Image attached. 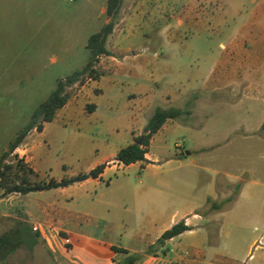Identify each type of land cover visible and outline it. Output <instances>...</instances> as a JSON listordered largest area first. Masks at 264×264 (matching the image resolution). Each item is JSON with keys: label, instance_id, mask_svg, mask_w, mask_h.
Returning a JSON list of instances; mask_svg holds the SVG:
<instances>
[{"label": "rangeland", "instance_id": "rangeland-1", "mask_svg": "<svg viewBox=\"0 0 264 264\" xmlns=\"http://www.w3.org/2000/svg\"><path fill=\"white\" fill-rule=\"evenodd\" d=\"M136 1L123 0L107 42L109 49L117 46L123 19ZM205 1L208 0H175L177 7L188 2L200 6ZM211 1L232 4L231 19L226 24H212L209 31H203L197 26L180 28L176 20H170L168 28L173 29V38L169 41L166 36L170 31L164 22L170 18L159 8L161 25L149 33L150 38L137 42L134 51H115L99 59L96 69L102 77L97 87L90 89L91 95H97L93 100L97 110L93 114L65 116L66 109L58 111L55 119L45 124L42 136L31 130L21 143L30 148L34 136L37 139L28 163L13 153L4 163L21 162L27 168L33 165L36 173L29 176L31 182L59 181L89 172L103 158L132 144L147 121L146 116L138 118L126 109L125 93L131 81L127 72L139 65L156 80V91L184 95L180 101L187 103L192 116L181 115L176 122L187 123L188 128L199 132V139L194 140L189 132L160 133L149 149L151 159L158 160L143 167L135 163L111 168L100 181L26 195L6 193L0 188V236L9 235L16 222L29 225L31 221H56L93 238L134 246L143 226L142 208L146 203L163 208V225L172 217L178 218L185 209H200L207 196L214 193L220 211L237 201V209L264 210V0ZM165 2L158 0V5ZM42 3L44 19L39 28L45 41L39 58L32 57V47L27 48L22 39L26 28L32 33L33 25L0 20V157L57 81L83 68L89 55L87 39L105 21L106 16L100 15L99 0H30L31 11L33 5L41 7ZM178 10L171 11V16ZM180 18L179 15L177 20ZM235 31L243 38L239 44L244 53L239 51L230 57L229 40ZM215 60L224 65L232 60L233 64L217 69L220 82L213 89V83L207 81ZM11 70L13 87L5 91L2 85ZM83 84L68 89L70 99L77 96ZM180 101L173 107L181 106ZM194 147L199 149L193 151ZM112 165H116L114 158L109 160ZM236 184L241 186L237 195L233 190ZM226 198L231 200L224 201ZM206 209L204 206L200 212ZM218 223L216 217L208 222L214 229ZM261 226L251 224L252 239L261 237ZM43 245L38 240L29 249L23 243L0 264H54L52 255H45Z\"/></svg>", "mask_w": 264, "mask_h": 264}, {"label": "crops", "instance_id": "crops-1", "mask_svg": "<svg viewBox=\"0 0 264 264\" xmlns=\"http://www.w3.org/2000/svg\"><path fill=\"white\" fill-rule=\"evenodd\" d=\"M74 2L75 1H72V3ZM99 2L100 15L105 17L106 0H99ZM86 3H88V1ZM89 3L91 4V2ZM232 7L231 3H215L211 0L205 1L203 4L200 3V6L199 3L191 4L188 2L180 7H177L175 0H166V2L160 6L158 5V0H138L133 6V10L123 19L124 25L121 35L118 37L117 46L111 49L107 46V50L111 54L115 51L119 53L134 51L137 42L145 38H150L149 33L161 25V23L158 22V20L161 19L159 8L164 11L165 15L169 16L167 17L168 19L170 18L169 21L166 20L167 22H164L167 24L166 29H169V31L171 29L170 27L168 28V22H170V20L171 23L176 20V25L180 28L186 25L197 26L202 27L203 31H209V29L212 28V24H226L229 19H231L229 16ZM32 8L33 11H31L30 0H0V20H5L7 23L10 21H17L26 26L33 25L32 33L29 34L26 28L27 33H22V39L27 42V48L30 46L32 47V57L35 58V56H37L36 58H39L40 50L43 51L45 41V36L44 34H40L39 28L40 22L44 19V3H42L41 7L37 4L33 5ZM174 9L179 10L171 16L170 13ZM179 15L181 20H177ZM107 21L108 19L105 17L103 25L107 23ZM262 30V41L264 43V1ZM172 33L173 29L167 33L166 39L169 41L173 38ZM6 38H8V36H6ZM242 39V36H240L237 31L232 34L229 40L228 51L230 57L237 56L238 52L241 50L239 42ZM219 46L223 47L222 44H219ZM240 53L244 52L240 51ZM154 57L157 58V55L154 54ZM220 64L218 60H215L210 69L212 74L211 77L208 78L207 83H213V89L217 88L214 87V84L220 82V74L217 72V69L224 66L229 68L232 66L233 61L230 60V62H226L225 65ZM229 64L230 66L228 67ZM236 64L235 62L234 65ZM118 71L116 73H118ZM5 73H8V70H6ZM10 73L11 75L9 77L7 76L4 78L5 81L2 85L5 91L8 89L11 90L13 87V70H11ZM228 73H232V71H228ZM100 78L92 81H90V79L87 80L80 87L77 96L70 99L59 111L66 109V112L63 114L64 116L76 114L84 115V112H86V114H93L97 110V105L93 103L97 95H91L90 89L97 87ZM127 78L131 81L125 93L127 98L126 109L130 110L131 114L133 113V115L138 118L146 116L148 120L156 108H171L180 101L182 96H184L183 94L171 93L165 90L161 93L156 91V80L151 74H148L141 65H139L138 68L129 70L127 72ZM114 87L116 88V86ZM249 88L250 86H247L246 90ZM180 103L181 106L176 108L184 112L188 111L186 108L187 103L184 100L180 101ZM88 105L94 106L90 112L86 110V106ZM79 109H82V111H79ZM182 115L192 116V113H183ZM176 121L177 119L167 120L161 129L153 135L150 140L148 153L145 155L146 162L144 164H152L153 161L158 160L157 158L151 159L149 149L154 137L160 133L167 135L176 130L189 132L194 140L199 139V132L188 128L190 126L187 123H180L179 125ZM44 131L45 125L42 132H37L36 135L40 137L44 134ZM36 140L34 136L29 148L30 153H33L37 147ZM176 147L180 148L179 145H176ZM198 149V147H194L193 151ZM117 153L110 157H105L100 161V165H107L100 178L87 179L77 184L100 181L107 170L122 166V164L117 162L116 165L109 166V160L115 159ZM186 154L189 155L190 153ZM30 159H32V157H30ZM30 169L36 173L33 165L30 166ZM228 183L232 185V182ZM207 198H211L215 201L217 199V194L208 195ZM237 202L233 207L221 211L210 212L205 216H201L199 213L196 214L205 204L200 209H185L178 218L172 217L166 225H163L162 222L163 208L156 209L146 203L142 208L143 226L138 231V238L134 246H118L108 239L93 238L85 233L74 231L65 227L64 224L54 221L53 224L57 230L60 231V234L71 238L72 247L53 253L44 244L43 251L45 255L50 258L52 255L54 264H115L121 259V254L113 251V247L141 255V260L136 264H264V210L251 208L237 209ZM27 215L31 217L28 213ZM43 215L44 211L42 212V216ZM212 217L219 219V223L215 229L208 224ZM181 220H184L185 225L190 229L165 241L163 245L157 246L156 241L161 235ZM253 222L262 224L261 228L263 234L257 241L256 239H252L250 235L251 224ZM211 233H215L213 244L209 242ZM149 247L152 248V250L150 253H147ZM254 250H256L257 254H254Z\"/></svg>", "mask_w": 264, "mask_h": 264}, {"label": "trees", "instance_id": "trees-1", "mask_svg": "<svg viewBox=\"0 0 264 264\" xmlns=\"http://www.w3.org/2000/svg\"><path fill=\"white\" fill-rule=\"evenodd\" d=\"M123 0H106L105 16L109 20L105 23L98 32L90 35L87 39L85 48L88 50V59L81 70L74 71L65 78L57 81L55 88L51 91L45 101L40 103L31 113L26 124L18 131L15 137L8 143L7 150L0 157V188L6 193H17L26 195L31 192H43L59 188H66L73 184L81 183L87 179H98L106 168V164L96 166L87 173H80L69 178H62L59 181L50 179L47 182H31L29 176L35 175L34 171L24 166L21 162L15 164H5V159L17 148L25 139L31 130L42 132L45 124L52 122L55 119L57 112L62 109L70 99L68 89L76 84H83L86 80H98L102 74L97 71L96 64L99 59L104 56H111L107 50V42L112 35L115 25L117 24ZM93 105L86 106L87 112H90ZM183 113L189 114V111H182L177 108H156L147 120L142 129V134L137 137L134 142L118 151L115 156V161L123 166H128L135 163H141V167L146 162L145 155L148 153L150 140L155 135L167 120L179 118ZM141 140L138 145L137 142ZM241 189L240 184L233 185V190L237 195ZM226 198L224 201H230ZM207 209L203 212H197L201 216H205L210 212L219 211L220 205L207 198L205 202ZM185 225V221L181 220L173 225L169 230L165 231L156 241V245H163L165 241L180 235L189 230ZM39 237L33 234L30 226L25 222H16L13 228L10 229L9 235L0 236V261L7 254L14 252L23 243L27 244L29 249H32L38 243ZM215 240V233L210 235V244ZM116 253L121 254V259L115 264H136L142 256L136 253H130L121 248H112ZM152 248L147 249L150 253Z\"/></svg>", "mask_w": 264, "mask_h": 264}, {"label": "built area", "instance_id": "built-area-1", "mask_svg": "<svg viewBox=\"0 0 264 264\" xmlns=\"http://www.w3.org/2000/svg\"><path fill=\"white\" fill-rule=\"evenodd\" d=\"M35 130V129H34ZM27 144H20L12 152L19 160L24 163H28L30 160ZM30 230L33 234H36L39 239L46 244L48 249L56 253L60 250H65L72 247V240L69 236H62L60 231L54 226V224H49L44 221H31Z\"/></svg>", "mask_w": 264, "mask_h": 264}, {"label": "water", "instance_id": "water-1", "mask_svg": "<svg viewBox=\"0 0 264 264\" xmlns=\"http://www.w3.org/2000/svg\"><path fill=\"white\" fill-rule=\"evenodd\" d=\"M141 143V140H139L138 142H137V144L139 145Z\"/></svg>", "mask_w": 264, "mask_h": 264}]
</instances>
